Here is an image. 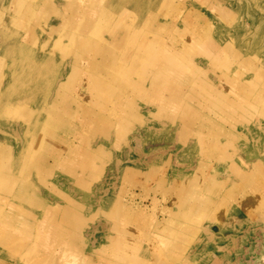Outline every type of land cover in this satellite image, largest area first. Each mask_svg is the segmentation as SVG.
Returning <instances> with one entry per match:
<instances>
[{
  "label": "rangeland",
  "instance_id": "obj_1",
  "mask_svg": "<svg viewBox=\"0 0 264 264\" xmlns=\"http://www.w3.org/2000/svg\"><path fill=\"white\" fill-rule=\"evenodd\" d=\"M4 5L13 9L3 3L2 9ZM169 5L167 13L161 11L168 17L165 31L148 35L149 40L159 39L156 58L148 62H166L162 55L171 54L175 75L186 78L184 90L175 92L176 83L167 85L164 76L150 73L157 64L147 69L148 62L138 63L131 71L125 64L133 58L117 57L115 49L95 39L106 38L100 32L91 37L89 45L95 47L80 60L85 73L56 96L70 104L72 113L63 115L66 129L53 131L48 125L55 122L53 117L43 115L34 126L17 118L0 135L6 155L30 147L29 164H38L26 176L16 171L14 176L27 186L29 192L22 195L37 197L42 205L35 204L32 211L15 200L9 214L27 210L38 222L53 218L62 224L58 231L71 235L66 248L57 245L43 252L44 227L27 221L31 239L22 247L0 248V264H78L80 257L108 264L107 245H123L124 232L134 237L125 236V242L135 243L136 249L127 252L133 261L128 257L121 264H264V115L247 106L248 112L239 102L243 94L264 99V78L257 75L260 71L264 76V0H171ZM129 13L121 17L124 22L133 17ZM146 16L148 23L137 30L146 32L152 19H163ZM24 30L20 23L19 31ZM45 44L60 62L65 45ZM227 45L233 53L212 58ZM69 47V53L76 51ZM253 50L263 61L243 57ZM101 54L108 56L97 63L87 58ZM50 75L52 82L75 76L68 68L55 78ZM51 98L52 93L43 94L37 101L51 104ZM247 115L254 121H243ZM3 118L12 117L5 113ZM11 130L28 137L10 136ZM39 134L50 137L41 140V148ZM45 146L51 153H44ZM12 189L0 190L3 213ZM66 218L67 226L62 221ZM15 241L12 232L10 242Z\"/></svg>",
  "mask_w": 264,
  "mask_h": 264
},
{
  "label": "bare ground",
  "instance_id": "obj_2",
  "mask_svg": "<svg viewBox=\"0 0 264 264\" xmlns=\"http://www.w3.org/2000/svg\"><path fill=\"white\" fill-rule=\"evenodd\" d=\"M28 1L31 3L32 6L25 7L22 0H0V9H2V3L10 5L9 9L13 8L12 10H7V8L4 5L2 9L3 11H1L0 13V73L2 76V78L0 77V135L2 136L8 130H10L8 127L15 119L17 118L25 119L27 122L30 123L31 126H34V124L37 121L41 120V117L43 115L44 116L49 115L53 117L55 121L54 123L56 124L54 123L48 124L50 128H53V131H59L60 128H62L63 130L66 129L65 126L66 120L64 119L63 115L65 114L64 116H70L69 114L72 113L70 111V104L67 99L64 100H62L61 98L57 99L56 96H59V94H61L62 91L68 90L71 86H73L74 84L72 83L75 80L79 79L77 75H80L81 73H85V70L83 69L84 67L82 68L80 60H83V57L86 56L85 54L87 53V51H90V49L95 47L93 45H89L91 41V37L93 35H97V33L102 32L103 35L106 36V38H95V39H98L102 43L115 49L118 53L117 57L126 58L131 56L133 58L131 64H125L128 66V68H130L131 71L137 66L138 63H140V65L143 63L147 65V62L149 60L151 61V59H155L157 53L154 50V43L159 41V39L156 38L154 40L153 39L149 40L148 35L165 31V27L168 24L166 18L168 17L166 16V14L162 15L161 11L165 12V9H168L170 7L169 2H171V0H58V1L28 0ZM132 2H134V4ZM131 9H133L135 12L129 13L128 11ZM128 13L130 14V16L133 17L130 19V21L124 22L121 19V17H126ZM146 14H154L156 16L160 15L162 16L163 19H159V20H157L156 18L152 19L150 21V25H151L150 29L146 32L137 30L136 28H138L140 24H143V22L145 24L148 23V20L147 19L145 20V18L147 17ZM20 23H23L25 25V30L23 33L19 31ZM109 36L111 39L108 38ZM200 37L203 38L202 35H200ZM47 40L54 41L55 45H57V47L59 48H62L63 45H65V47L61 50L63 54L62 56L60 55L62 58L60 62L55 60L53 49H51V47H49L48 44H45ZM30 45L32 46L31 48ZM73 45L76 48L75 51L76 53L75 52L69 53V50L67 49L70 48L69 46H73ZM225 48L226 50L224 49L223 53L221 51H220L221 53L216 52V54L213 55L212 58L213 59L227 58L228 55L233 53L234 49L232 46L229 47L227 45ZM236 52L234 51L235 54ZM64 55H66L67 57H65ZM106 55L107 54H101L100 58L97 56H87V58L92 59L93 61L91 62L97 63L99 62L98 59H104V58L106 59ZM170 55H166V56L162 55V58L168 60L172 58L169 61L168 60H166V62L155 61L151 63V64H157V66L152 68L150 73H153L156 76H164L162 82L164 83L170 82V84L167 85H171L174 87L176 83L175 92L176 91L179 92L184 90V88L186 87V78L183 76V74L179 75L180 73H176L179 76L175 75V72L173 70L174 66L172 63L175 62L174 61L175 59ZM242 55L244 58L247 59L251 58L253 60H256L257 62L263 61V58H258L257 53L254 52V50L252 51V53L249 52L248 54H242ZM99 64H101V62ZM151 64L149 65L148 62V65L146 66L147 69L148 67L149 68L152 67ZM66 68L70 69V71L73 72L75 76L69 77V79H65V81L52 82L50 73L52 74V77L55 78L54 75L56 74V72L62 70L65 71ZM259 72L260 71H258V73ZM258 73L257 75L259 76V78L260 77L264 78L263 75ZM139 75H140V71H139ZM84 78H86L85 75H82L81 79L83 81ZM160 84H161L160 87H162L161 82ZM164 87L165 86H163V88ZM227 87H229L230 89L231 86H227ZM257 89H259V87ZM93 91H95L96 94L98 93L96 89H94ZM50 93H52L51 100L54 98L51 104L44 103V100L43 102L37 101L38 96L43 94L49 95ZM252 97L250 98L248 95L246 96L245 94L240 95L239 102H241L245 108L248 106V107H252L253 109H256L263 116L264 99L262 97H257L252 99ZM250 99L251 101H253L252 103H250L249 101ZM164 103L166 104L168 102H164ZM247 111L250 112L248 109ZM56 112L58 113V115L56 114ZM5 113H8L12 118L4 119L3 117ZM48 117L45 118L48 120ZM249 120L254 121L251 119L250 115L245 116V118L243 119V121H249ZM48 122H53V121H48ZM12 134L17 138L21 137L22 135L28 137L26 132L25 134H22V133H16L11 130L8 135L11 136ZM35 135H36L35 129H33L30 133V137L32 140L34 139ZM47 136H48L47 134H41V135L39 134V139H38V143L40 142L39 143L40 145H38L39 147L40 146L44 147L43 143L46 141ZM48 138L50 137L48 136ZM41 140L43 141V143L41 142ZM15 143L16 142H13V144L10 143V145L13 146ZM49 145H51V143H49ZM3 150L4 148H0V190L1 188L9 189V188H13L14 186L15 189L9 190L12 191V197H13L12 201L9 202L8 205H6L8 206L9 211L7 210L5 211V213L0 211V219H1L0 248H4V249H6V247L12 248L15 247V245L17 247L24 246L26 242L29 241V239H31V237H29L31 234V229L26 228L27 221H32L34 223L36 221V224L38 223L42 227H44L42 231L45 234L44 236L45 247H42L41 251L52 252V247L57 245L61 247L64 246V248H66L65 244L66 246L68 245L66 242H68V239H70L69 236L71 237V235H69V233L67 232L68 230L58 231L57 226L58 225L62 226L60 222H58L57 224V222L53 218H50L49 220H45L47 219V217L45 218L42 214L41 215L44 217L43 221L38 222L37 218L35 217L36 215L30 213L27 210L25 212H14L9 214L10 208L13 206V201L15 200L21 202L22 204H25L32 211L37 210L36 206L42 205V201L40 200V205H39L38 204L39 200L37 197L30 199V195L28 197L22 195V193H26V191H28L27 186L22 182H17L14 176L15 171L26 176V174L30 173V172L28 173L29 169L31 168L37 169L38 167L37 163H35V165H32L31 163L29 164L28 161L30 156L27 157V155L31 154L30 147L29 149H27L23 146L22 148H20V150H16V152L14 153L10 152L7 155L3 152ZM49 152L50 151L48 150V147L45 146L44 153H49ZM6 157L7 159H9V162L5 163ZM195 196H197V194H195ZM194 198L196 200V197ZM42 212L45 213V211ZM53 214L54 213H51V215ZM62 221L64 223L63 225L66 226L68 225L67 218L65 220L63 219ZM12 225L14 226L21 225V228H16V229L13 228L12 231L11 230ZM47 227L49 230L48 232L46 231ZM120 230L116 232L118 233L128 230L129 232L132 233L131 229H124V231L122 230L120 231ZM12 232H14V236L16 240L15 242H10ZM155 232L158 233L160 231L157 228L155 229ZM121 235H124L123 239L125 240H126L125 236H127V238L132 237V235H130L131 236L130 237L125 232L124 234ZM115 238L117 240L119 237L115 236ZM32 239H35V237ZM125 240H123L124 243L121 246H119L116 243V241L112 244L110 243L111 245H107L108 251H110L111 254L109 257L112 258V262L108 264H121V262H123V260L124 261L127 260L128 257H131L133 261L134 258L132 257V255H130L127 252H134L136 249V245L135 243L129 245L128 241L125 242ZM5 244H7V246H4ZM108 253L109 252H106V255ZM77 256L78 255H76V258ZM78 264H95V263L89 261L88 259L80 257L78 260Z\"/></svg>",
  "mask_w": 264,
  "mask_h": 264
}]
</instances>
